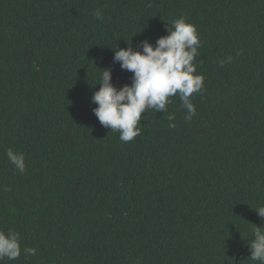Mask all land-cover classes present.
<instances>
[{"label": "trees", "instance_id": "16d2710c", "mask_svg": "<svg viewBox=\"0 0 264 264\" xmlns=\"http://www.w3.org/2000/svg\"><path fill=\"white\" fill-rule=\"evenodd\" d=\"M181 16L202 44L197 114L186 121L174 96L121 142L92 111L100 70L130 84L112 48L155 45ZM260 206L264 0H0V230L22 249L0 264H257L247 241Z\"/></svg>", "mask_w": 264, "mask_h": 264}, {"label": "clouds", "instance_id": "9594fccd", "mask_svg": "<svg viewBox=\"0 0 264 264\" xmlns=\"http://www.w3.org/2000/svg\"><path fill=\"white\" fill-rule=\"evenodd\" d=\"M96 20L103 21L100 9L93 12ZM167 35L156 40L155 45L148 40L140 41L135 50L132 43L124 49L117 45L113 63H118L122 70L132 73L131 83L117 88L112 82V69H103L98 83L99 89L93 92L92 109L100 124L119 133V140L124 143L133 141L141 135L142 114L147 110L167 112L171 98L179 96L181 107L185 110L184 119L188 122L197 114L193 103L194 94L203 95L205 91L202 74L196 73L198 49L202 47L199 33L194 24L187 22L184 16L167 25ZM243 50L237 53L242 55ZM232 56L218 63L222 67L231 63ZM168 127L175 128V115H167ZM8 161L20 173L26 170L25 155L11 148L6 150ZM264 221V206L254 210ZM253 225V224H252ZM250 251L248 260L264 264V226L253 225L251 238L247 241ZM20 234L12 229L0 230V262L18 260L21 256ZM25 257L36 254V249L23 247Z\"/></svg>", "mask_w": 264, "mask_h": 264}]
</instances>
